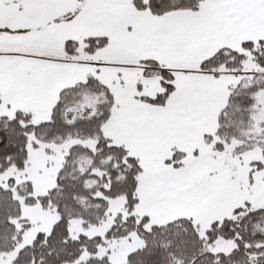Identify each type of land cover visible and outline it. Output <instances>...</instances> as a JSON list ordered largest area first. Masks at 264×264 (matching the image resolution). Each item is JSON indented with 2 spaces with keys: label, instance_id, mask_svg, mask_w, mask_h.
Here are the masks:
<instances>
[{
  "label": "crops",
  "instance_id": "0c3cea01",
  "mask_svg": "<svg viewBox=\"0 0 264 264\" xmlns=\"http://www.w3.org/2000/svg\"><path fill=\"white\" fill-rule=\"evenodd\" d=\"M51 3L38 0L36 14L48 13ZM124 16L131 23L122 19L124 26L113 28L107 45L93 54L36 52L31 59L0 57V105L47 120L64 89L102 72L112 80L115 97L106 132L145 162L156 164L140 184L139 199L150 218L213 223L246 204L260 209L264 167L255 165H264L262 150L234 155V147L215 152L205 144V135L216 127L229 85L236 86L242 77L178 71L176 91L158 106L144 99L161 93V79L147 76L142 62L169 70H198L202 61L221 49L264 39V0H204L199 14L179 11L165 17L133 6ZM176 151L184 158L174 162ZM113 256L116 259L118 253ZM123 258L127 259L123 256L122 263Z\"/></svg>",
  "mask_w": 264,
  "mask_h": 264
},
{
  "label": "trees",
  "instance_id": "16d2710c",
  "mask_svg": "<svg viewBox=\"0 0 264 264\" xmlns=\"http://www.w3.org/2000/svg\"><path fill=\"white\" fill-rule=\"evenodd\" d=\"M145 3H147V0H145ZM132 5L139 10L135 6L134 0ZM143 10L149 11L147 8ZM101 40L105 41L103 46H100ZM107 43V37L87 39L86 54H93L96 50L104 48ZM252 43L254 45L258 44V42ZM74 48H76L74 41H68L65 49L66 54L68 56L79 54L77 49L74 50ZM227 49L245 52L247 59L238 61L229 52L222 53L221 59L233 67L242 66L247 70V64L253 61V58L247 54L246 50L241 47ZM218 53L220 51L215 55ZM146 62L148 63L143 64L148 67L151 62ZM255 68L259 71L256 64ZM145 74L147 76L158 75L162 77L160 71H149ZM89 78H92L95 82L87 85V87H84V82L64 89L47 120H38L35 115L23 110H16L13 116H0V118L6 116L10 120L15 118L18 123L22 121L27 126L26 139L23 135L18 137L15 145L7 146L6 154L0 155V175L8 173L11 169L20 173V175L10 177L4 186L0 185V256H10L11 264H112L111 251L114 245L111 242L126 239L132 233H136L141 243L136 251L127 256L126 264H141L145 257L140 250L144 248L146 241L151 243L153 240H155L157 248L155 254L148 258V264H189L188 252L184 247L170 246V252L160 251L163 247L161 243L163 237L179 240L186 233H189V230L193 227L199 233L198 226L188 219L148 227L149 218L147 216L139 218L130 214V216L123 219L119 215L103 236H89L86 233H80L76 237L72 236L70 231L72 221H79L85 229H88L91 226H101L106 223L108 216H110L107 213L108 201L98 198L94 194L105 188L100 184H95L93 187L88 186L90 181L98 179L96 175L91 173L93 167L89 165L90 160L98 170L103 167L101 154H106L105 156L112 157V160L116 161V167L109 169L110 176L107 178L108 180L104 179L106 182H110V187L105 193L109 199L126 197L128 213L134 209L139 201V175L143 172L138 157L133 154L129 155L130 152L124 145L110 146L111 140L103 134L102 129L110 118L111 110L115 104V97L112 90L103 85L99 79L94 76H89ZM162 79L164 78L162 77ZM243 79L245 78L242 77ZM261 79H264V77ZM244 91L245 89L241 88L240 94H232L230 109L232 117L226 126H224L223 118L218 119V115L214 131L205 135V144L215 152H223L234 146V155H240L255 148H260L264 153V136L253 135L252 116L249 119L247 114L242 115L241 111L238 110L245 103H252L243 95ZM85 95L98 96L101 101L91 111L73 110L72 107ZM254 99L256 102L257 98ZM144 100L151 103L148 98ZM228 100L229 94L224 105ZM155 105L161 104L155 103ZM73 137L81 140L94 138L97 141L99 152L80 145L71 146L62 167L57 173L54 187L43 196H32L31 181L18 182L22 178L21 174L29 166L31 149L33 150L42 144H62ZM2 139L0 137V140ZM183 158L184 155L176 151L172 160L175 162ZM255 166L262 168L261 164ZM21 200L26 204L40 203L43 208L53 210L58 215V220L52 226L50 233L39 232L34 240L24 247L20 246L31 224L28 219L20 217ZM245 216H248L246 221L248 239L253 243L264 240V234L250 231L251 222L259 216H264V209H253L251 205L246 204L244 207L235 209L233 215L227 218L237 220ZM224 219L214 222H220ZM224 235H227V233ZM105 247H107V252L100 254ZM205 250L209 251L207 247ZM85 253L88 258L83 261L81 257ZM205 264H207L206 261Z\"/></svg>",
  "mask_w": 264,
  "mask_h": 264
},
{
  "label": "rangeland",
  "instance_id": "374dc122",
  "mask_svg": "<svg viewBox=\"0 0 264 264\" xmlns=\"http://www.w3.org/2000/svg\"><path fill=\"white\" fill-rule=\"evenodd\" d=\"M38 0H20L19 5L12 4L11 0H8L7 4H0V19L5 23L9 24L11 28L24 30L20 35L10 36L7 33H0V49L10 52L20 53H36L38 54H54L59 56H67L66 54V43L68 41H74L79 55L83 56L86 54L85 48L87 47V39L94 37H107L113 28L124 26L123 20L126 22V16L124 13L126 10H130L133 5V0H52L51 10L45 13V10L36 14V3ZM38 5V4H37ZM48 11V10H47ZM128 17V16H127ZM131 23V21L127 22ZM108 38V37H107ZM246 71H257L253 61L247 64ZM96 73V71H94ZM101 72V70H100ZM239 76V75H238ZM95 78L111 89L112 80L108 75L101 74L95 75ZM162 80V77L155 75ZM242 77V76H239ZM88 79L81 80V83L86 82ZM151 85V84H150ZM152 89L149 90L150 94H153V85L150 86ZM149 87V88H150ZM235 87V86H234ZM233 87V88H234ZM164 92V88H161V93ZM94 97L96 101H101L100 97L87 95ZM256 104L260 107L252 115V133L253 135H261V122H264V92H259L255 96ZM85 96L74 106L73 110L84 111L87 105L81 103ZM98 103L93 102L92 109L96 107ZM159 106V105H158ZM16 110H12L6 106L0 105V116L8 115L13 116ZM103 134L108 137L111 142L110 146L124 145L128 150L129 148L124 142L118 137L111 133L106 132L103 127ZM77 135V134H75ZM264 136V135H261ZM260 136V137H261ZM239 144V143H238ZM237 144V145H238ZM73 145H80L89 150H97V141L94 138H88L81 140L80 138L73 137L69 138L62 144H42L37 148L31 149L29 155V166L26 168L24 173L21 174L22 178L18 182L31 181L32 191L31 195L39 197L45 195L55 185V179L59 169L62 167L65 156L68 149ZM236 145V146H237ZM234 147V146H232ZM230 149V148H228ZM99 152V151H98ZM129 155H134L140 159L143 172L139 175V192L138 197H141L142 178L148 173L149 168L154 167L152 163L145 162L144 159L138 155L135 151H130ZM101 154L103 159L102 169H96L92 160L89 165L93 167L92 174L96 175L98 179L90 181L89 187H93L95 184H100L105 188L102 191L95 192L96 197L106 199L108 201V216L106 223L101 226H91L85 229L81 222L72 221L70 225V231L72 236L76 237L80 233H86L89 236L104 235L115 222L117 216L125 219L130 214L135 215L139 218L147 216L149 221L147 222L148 227L157 224H166L173 222L174 220L163 221V219L150 218V212L145 209L144 204L139 199V203L136 204L134 209L127 212V199L126 197H118L115 199H109L105 191L110 187V182H106L109 175V169L116 167V161L112 160V157ZM89 160V159H88ZM118 164V163H117ZM101 165V166H102ZM20 175L12 169L6 173L0 175V185H5L10 177ZM105 177V178H104ZM108 180V179H107ZM264 207V206H262ZM260 209H264V208ZM256 208V207H255ZM22 219H28L31 227L25 233L24 240L20 247L30 244L35 236L39 232L45 234L50 233L52 226L58 220V215L55 211L43 208L40 203L26 204L21 200V214ZM199 228L201 236L204 235L205 231L210 228L212 221L207 223H195ZM250 231L252 233L264 234V216L255 218L250 224ZM140 240L136 233H132L126 239L113 240L111 244V259L114 264H126V259L129 254L136 251L140 246ZM235 247L232 240H217L209 251L227 253ZM118 249V251L116 250ZM117 251V252H116ZM107 252V247L101 250L100 254ZM113 253H118L115 259ZM15 253L13 254V256ZM10 256H0V264H11ZM88 255L85 253L81 260H87ZM13 259V258H12Z\"/></svg>",
  "mask_w": 264,
  "mask_h": 264
},
{
  "label": "snow or ice",
  "instance_id": "6c2138e0",
  "mask_svg": "<svg viewBox=\"0 0 264 264\" xmlns=\"http://www.w3.org/2000/svg\"><path fill=\"white\" fill-rule=\"evenodd\" d=\"M8 0H0V4H7ZM12 4L19 5L20 0H11ZM135 6L139 10L147 8L149 12L156 17H165L168 14L176 13L179 11H189L191 13L199 14L203 6L204 0H134ZM128 30H132V26H128ZM24 30L14 29L0 19V33H7L10 36L20 35ZM104 40L100 41V46H103ZM241 48L245 49L247 54L253 58V62L257 65L259 71H246L242 66L233 67L231 64L221 59V54L229 52L230 55L236 57L238 61L247 59L245 52H236L235 50H229L227 48L221 49L220 53L214 57L201 62L198 70L189 69H164L159 64L151 62L148 67L144 69V72L159 70L161 76L164 78L161 80V86L164 88L163 93H157L154 98H148L153 104L160 103L163 106L169 95L176 91V76L175 73L183 71L188 73L194 71L195 74L199 75H211L214 78H218L222 75H241L245 79L238 82L233 88L229 85V100L220 110L219 118H223L226 126L227 122L232 117L231 109V97L232 94H240V89L244 88L243 95L247 100H251L252 103H245L242 108L238 109L241 114H247L249 119L259 109V105L255 102V94L257 92H264V39L258 41L257 45H254L251 41H245L241 44ZM18 55L24 56L27 59H31L36 56L35 53H20L10 52L0 49V57ZM99 64L100 62H96ZM148 63V62H142ZM251 78V79H248ZM92 78H89L84 87L94 83ZM101 87H103L101 85ZM139 90V87H138ZM99 103L94 97L85 95V98L81 101L82 104L87 105L86 111H91L93 102ZM103 106V105H101ZM111 107V105H109ZM261 135H264V122H261ZM19 129V131H18ZM27 126L21 121L17 122V119H8L6 116L0 118V155H5L7 152V146H14L16 140L20 136H24L26 139ZM264 167V165H262ZM251 215V214H249ZM248 216L241 217L237 220H231L225 218L223 221L214 222L209 229H207L203 236H201L195 227L189 230L179 240L175 238L163 237L161 243L163 247L160 249L161 252H170L171 247H184L188 252L189 264H264V240L253 241L247 237L248 225L246 221ZM227 233V235H224ZM218 239L232 240L235 247L227 253H216L213 251H206L211 249ZM156 242L153 240L151 243L145 242V246L140 251L145 257L141 261V264H148V258L152 257L156 252Z\"/></svg>",
  "mask_w": 264,
  "mask_h": 264
}]
</instances>
